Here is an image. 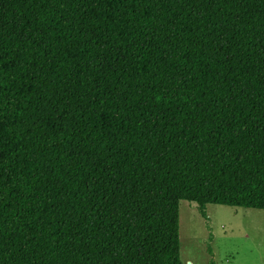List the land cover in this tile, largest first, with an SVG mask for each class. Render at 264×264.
I'll return each mask as SVG.
<instances>
[{"label": "trees", "instance_id": "16d2710c", "mask_svg": "<svg viewBox=\"0 0 264 264\" xmlns=\"http://www.w3.org/2000/svg\"><path fill=\"white\" fill-rule=\"evenodd\" d=\"M181 201L264 211V0H0V264H181Z\"/></svg>", "mask_w": 264, "mask_h": 264}, {"label": "rangeland", "instance_id": "374dc122", "mask_svg": "<svg viewBox=\"0 0 264 264\" xmlns=\"http://www.w3.org/2000/svg\"><path fill=\"white\" fill-rule=\"evenodd\" d=\"M179 202L181 264H264V211Z\"/></svg>", "mask_w": 264, "mask_h": 264}]
</instances>
